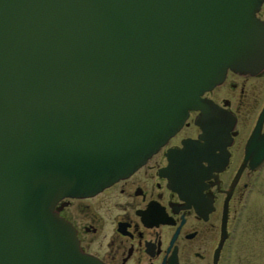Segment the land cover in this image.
I'll use <instances>...</instances> for the list:
<instances>
[{"label": "water", "instance_id": "obj_1", "mask_svg": "<svg viewBox=\"0 0 264 264\" xmlns=\"http://www.w3.org/2000/svg\"><path fill=\"white\" fill-rule=\"evenodd\" d=\"M260 1L0 0V264H105L54 204L125 177L190 109H214L198 94L227 67L262 66ZM193 142L167 153L175 188L199 167Z\"/></svg>", "mask_w": 264, "mask_h": 264}, {"label": "flooded vegetation", "instance_id": "obj_2", "mask_svg": "<svg viewBox=\"0 0 264 264\" xmlns=\"http://www.w3.org/2000/svg\"><path fill=\"white\" fill-rule=\"evenodd\" d=\"M255 15L264 20V0ZM198 96L215 108L190 109L182 125L131 173L93 194L54 204L72 225L82 252L105 264H247L236 252L243 221L264 227L252 209L264 157L251 167L256 160L248 154L262 150L247 151L253 136L264 146V64L250 71L227 67ZM186 138L194 141L187 153L199 167L177 189L162 172L168 151L181 149Z\"/></svg>", "mask_w": 264, "mask_h": 264}, {"label": "rangeland", "instance_id": "obj_3", "mask_svg": "<svg viewBox=\"0 0 264 264\" xmlns=\"http://www.w3.org/2000/svg\"><path fill=\"white\" fill-rule=\"evenodd\" d=\"M257 177L258 185L254 193L252 209L257 215V220L258 217H261L260 221L264 222V166L260 169ZM257 229H261L260 231L264 232V227L254 228L249 220L245 219L242 224L240 238L238 239L237 237L238 249L236 252L244 257L243 260L247 264H251V262L264 264V260H260V258L264 259V240H261L264 237V233L261 234Z\"/></svg>", "mask_w": 264, "mask_h": 264}]
</instances>
